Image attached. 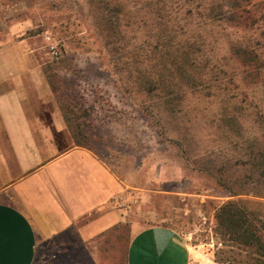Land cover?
<instances>
[{"label":"trees","instance_id":"16d2710c","mask_svg":"<svg viewBox=\"0 0 264 264\" xmlns=\"http://www.w3.org/2000/svg\"><path fill=\"white\" fill-rule=\"evenodd\" d=\"M128 1L133 7L138 2ZM125 2H89L112 68L141 95V112L154 121L157 133L227 197L214 208L215 234L222 244L238 250L241 264H264V39L254 36L258 32L264 38V1L208 0L202 5L198 14L210 25L250 33L229 37L225 55L215 54L216 46L203 41L197 29L177 38L182 28L170 15L175 10L171 0H144L151 22L143 24L149 26L140 37L141 25ZM51 67L45 65V78L70 137L75 146L91 151L82 124L90 115L77 109L83 104L72 86L53 85ZM191 99L197 105L187 109Z\"/></svg>","mask_w":264,"mask_h":264},{"label":"rangeland","instance_id":"374dc122","mask_svg":"<svg viewBox=\"0 0 264 264\" xmlns=\"http://www.w3.org/2000/svg\"><path fill=\"white\" fill-rule=\"evenodd\" d=\"M125 1L141 25L137 35L144 38L149 25L143 24L151 22L142 8L144 0H138L135 7ZM195 1L193 5L183 0L169 2L175 9L170 15L182 28L180 33L197 29L203 41L216 46L213 52L218 55L228 54L229 37L250 35L210 25L198 14L208 0ZM89 2L0 0V42L14 26L19 37L32 38L30 45L36 48L41 64L52 66L49 77L53 85L72 86L75 96L80 97L77 102L83 104L77 109L84 110L82 116L90 115L88 122L82 118L85 144L126 185L117 208L126 211L130 221L118 226L109 238L88 242L79 250L68 249L67 245L64 252L50 244L41 245L37 264H124L131 234L150 225L176 231L194 255L191 261L197 264H241L243 256L238 250L222 244L215 234L214 208L227 197L212 179L195 172L177 147L157 133L154 121L142 114L143 98L129 90L112 68L110 49L101 41ZM188 9L191 13H186ZM180 33L177 38L186 36ZM254 36L264 39L258 32ZM261 51L264 53V49ZM196 105L191 99L186 108Z\"/></svg>","mask_w":264,"mask_h":264},{"label":"crops","instance_id":"0c3cea01","mask_svg":"<svg viewBox=\"0 0 264 264\" xmlns=\"http://www.w3.org/2000/svg\"><path fill=\"white\" fill-rule=\"evenodd\" d=\"M0 42V264H37L41 245L79 250L130 216L126 185L96 153L75 146L32 38ZM114 232V231H113ZM172 228L133 232L124 264H189Z\"/></svg>","mask_w":264,"mask_h":264},{"label":"built area","instance_id":"2783aa9c","mask_svg":"<svg viewBox=\"0 0 264 264\" xmlns=\"http://www.w3.org/2000/svg\"><path fill=\"white\" fill-rule=\"evenodd\" d=\"M117 205H119V202L117 203ZM189 264H197L196 262L190 261Z\"/></svg>","mask_w":264,"mask_h":264}]
</instances>
